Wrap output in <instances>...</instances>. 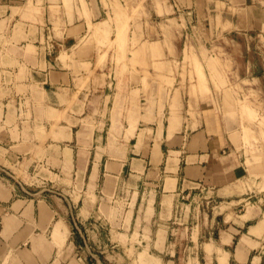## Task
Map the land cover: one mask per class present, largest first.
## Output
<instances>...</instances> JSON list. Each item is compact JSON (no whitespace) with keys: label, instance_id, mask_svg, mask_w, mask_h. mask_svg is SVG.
I'll list each match as a JSON object with an SVG mask.
<instances>
[{"label":"crops","instance_id":"0c3cea01","mask_svg":"<svg viewBox=\"0 0 264 264\" xmlns=\"http://www.w3.org/2000/svg\"><path fill=\"white\" fill-rule=\"evenodd\" d=\"M164 9L198 29L194 42L204 29L223 62L233 56L218 33L264 37V0ZM109 12L103 0H0V264H220L225 254L228 264H264V160L247 164L205 72V101L199 94L174 112L168 104L162 119L133 107L123 119L122 89L110 92L112 52L89 42ZM106 27L115 37V24ZM187 42L169 59H184ZM198 45L206 64L210 51ZM247 78L264 95V72L249 66ZM143 130L156 140L149 148ZM109 138L138 139L109 151Z\"/></svg>","mask_w":264,"mask_h":264},{"label":"rangeland","instance_id":"374dc122","mask_svg":"<svg viewBox=\"0 0 264 264\" xmlns=\"http://www.w3.org/2000/svg\"><path fill=\"white\" fill-rule=\"evenodd\" d=\"M170 1L103 0L105 6L110 7L106 17L108 20L91 27L93 32L89 42L96 43L98 49L108 46L107 51L112 52L109 66L114 73L110 80V92L116 90L120 93L122 89L123 96L118 99L120 97L118 94L116 103H120L123 119L124 117L128 119L130 109L133 107H138L139 110L157 109V114L162 119L168 115V104H171L174 112L175 109L182 107L184 100L197 98L199 94L205 101L211 96V90L201 86L203 76L200 73L205 72L208 86L212 82L218 89L215 103L222 114V125L227 128L236 147L239 150L245 149L247 164L249 166L260 164L264 160V124L260 123L264 115V95L262 91L257 90L259 83L250 82L248 78L243 82V76L247 74L249 66L254 69L255 74L259 71L264 72V37L259 39L252 31L245 32L247 33L245 35L238 29V32L223 35L221 30L225 32L230 27L222 25L219 19L217 27L222 28L219 29L221 33H218L220 42L233 56V59L223 62L221 57L224 49L215 47L208 36L205 35L202 39L199 36L204 29L197 33L198 39L194 42L190 35L198 29L193 30L183 18L178 22L174 17L175 14L170 15L171 11L164 9V6L170 5ZM129 21L130 23L133 21V26L130 27L127 37ZM142 21L145 23V30ZM210 23L214 28V20L211 19ZM112 24H115L117 29L115 37H111L112 32L106 27ZM206 26L210 28L209 25ZM223 36H227L231 42L227 43V39ZM187 40L189 42L184 50V59L170 60L169 54H174V45L182 51ZM200 40L203 41V48L205 50L208 48L207 50L210 51V58L206 64L202 63L196 54ZM205 55L206 51H204ZM128 91L132 93L129 102L133 106L126 107ZM174 98H176L175 105H173ZM245 105L251 108L246 110L243 107ZM121 127L124 129L123 123ZM141 133L139 139L144 136V130ZM151 134L149 133L148 137L144 136L146 148L156 141ZM137 139L129 142L126 138H109L105 140L104 147L106 146L105 150L109 151L121 150L125 147L130 149V145L135 144ZM115 156L110 154L109 157ZM125 238L122 240L123 243L126 242ZM129 253L132 254V250ZM224 263L228 264L227 254L220 258V264Z\"/></svg>","mask_w":264,"mask_h":264},{"label":"bare ground","instance_id":"6f19581e","mask_svg":"<svg viewBox=\"0 0 264 264\" xmlns=\"http://www.w3.org/2000/svg\"><path fill=\"white\" fill-rule=\"evenodd\" d=\"M222 47V46H221ZM218 48V47H217Z\"/></svg>","mask_w":264,"mask_h":264}]
</instances>
